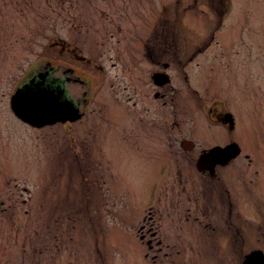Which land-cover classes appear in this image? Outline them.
Returning a JSON list of instances; mask_svg holds the SVG:
<instances>
[{
  "label": "rangeland",
  "instance_id": "obj_1",
  "mask_svg": "<svg viewBox=\"0 0 264 264\" xmlns=\"http://www.w3.org/2000/svg\"><path fill=\"white\" fill-rule=\"evenodd\" d=\"M66 67L77 121L13 114L77 109V85L39 78ZM229 142L232 162L196 170ZM262 188L264 0H0V264H239L264 250Z\"/></svg>",
  "mask_w": 264,
  "mask_h": 264
},
{
  "label": "water",
  "instance_id": "obj_2",
  "mask_svg": "<svg viewBox=\"0 0 264 264\" xmlns=\"http://www.w3.org/2000/svg\"><path fill=\"white\" fill-rule=\"evenodd\" d=\"M40 78V75H39ZM155 84L162 86V84L169 83L170 77L164 72L154 73ZM158 96V93H155ZM41 99L38 97L24 98L21 101L13 103L12 111L23 123L28 124L34 128L45 127L46 125H53L60 122L68 124L77 121L81 117L78 108H74L70 103H59L56 98ZM230 121L229 128H233L232 117H227L226 121ZM183 150H192L194 142L185 139L181 143ZM240 152V148L236 143H228L225 146H213L207 149L206 152L201 153L196 162L197 171H207L211 174L215 173L217 165L229 163ZM240 264H264V254L261 251L255 250L249 253L244 261Z\"/></svg>",
  "mask_w": 264,
  "mask_h": 264
},
{
  "label": "flooded vegetation",
  "instance_id": "obj_3",
  "mask_svg": "<svg viewBox=\"0 0 264 264\" xmlns=\"http://www.w3.org/2000/svg\"><path fill=\"white\" fill-rule=\"evenodd\" d=\"M45 73L44 74H41L40 75V77H44V79L46 78L47 79V81L49 82V85L50 86H52V85H56L55 87H63V90H64V92H66L67 90H66V88H65V86H66V83H68V84H70V85H72V86H76V89H77V92H80V94H81V96H77L76 97V95H74V96H71L70 95V97H69V95L67 96L68 98H69V100L72 102V103H74V104H76L77 105V103H78V107L77 108H79L80 107V105L82 104L83 106H84V100L86 99V93H87V91H86V81H84L82 78H81V76L79 75H77V77H75V73H74V71H72L71 69H69L68 67H66L64 70H63V74H64V82H62L61 80V77L60 78H56V77H58V76H54V74H51L52 72L51 71H49L48 69H45V71H44ZM58 81V82H57ZM59 82H62V84L61 83H59ZM66 82V83H65ZM73 88H75V87H73ZM85 88V89H84ZM80 111V110H79ZM222 117V120L224 121V123L225 124H227L226 122H225V119H226V117H225V115H222L221 116ZM233 161V160H232ZM232 161H230V162H232ZM227 164H229V163H227ZM225 165V164H224ZM207 173H209V172H207ZM210 175H212V176H215L216 175V172L215 173H213V174H211V173H209ZM262 189H264V188H262ZM226 192H228V191H226ZM227 199H228V201H229V199H230V193L228 192L227 194ZM148 232L150 233H152L153 231L150 229V230H148ZM152 236V235H151ZM139 238H141V239H144V234H141L140 235V237ZM152 242H153V239L152 238H148L146 241H145V244H146V246H147V248H149V249H153L152 247H153V244H152ZM162 243V241L160 240V239H158V241L156 242V245H159V244H161ZM260 251H262V253L264 254V250H260Z\"/></svg>",
  "mask_w": 264,
  "mask_h": 264
},
{
  "label": "bare ground",
  "instance_id": "obj_4",
  "mask_svg": "<svg viewBox=\"0 0 264 264\" xmlns=\"http://www.w3.org/2000/svg\"><path fill=\"white\" fill-rule=\"evenodd\" d=\"M58 82V81H57ZM59 83H61L62 84V82H59Z\"/></svg>",
  "mask_w": 264,
  "mask_h": 264
}]
</instances>
